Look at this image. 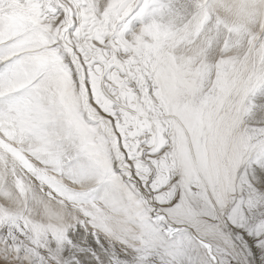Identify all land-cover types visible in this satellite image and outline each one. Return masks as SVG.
Instances as JSON below:
<instances>
[{
    "label": "snow or ice",
    "instance_id": "obj_1",
    "mask_svg": "<svg viewBox=\"0 0 264 264\" xmlns=\"http://www.w3.org/2000/svg\"><path fill=\"white\" fill-rule=\"evenodd\" d=\"M0 264H264V0H0Z\"/></svg>",
    "mask_w": 264,
    "mask_h": 264
}]
</instances>
